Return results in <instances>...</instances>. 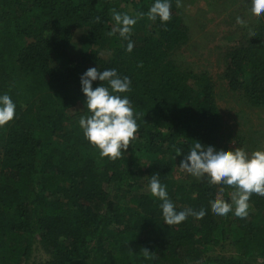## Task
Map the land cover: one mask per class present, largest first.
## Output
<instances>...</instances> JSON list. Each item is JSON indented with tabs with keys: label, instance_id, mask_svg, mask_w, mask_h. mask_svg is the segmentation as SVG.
Listing matches in <instances>:
<instances>
[{
	"label": "trees",
	"instance_id": "16d2710c",
	"mask_svg": "<svg viewBox=\"0 0 264 264\" xmlns=\"http://www.w3.org/2000/svg\"><path fill=\"white\" fill-rule=\"evenodd\" d=\"M154 2L0 0V95L12 98L17 117L0 128V264H264V196L251 197L245 219L218 216L210 202L232 203L234 189L207 177L172 178L195 143L218 147L223 115L210 72L175 60L190 38L181 8L171 0L164 24L147 18ZM113 9L145 13L132 28L131 52L119 33L108 35ZM242 31L220 79L243 104L263 108L264 16ZM90 67L131 79L132 91L121 95L132 101L138 138L114 162L79 126L89 115L80 78ZM152 175L177 211L206 215L168 226L150 193ZM225 245L231 253L213 252ZM36 251L44 256L36 259Z\"/></svg>",
	"mask_w": 264,
	"mask_h": 264
},
{
	"label": "clouds",
	"instance_id": "9594fccd",
	"mask_svg": "<svg viewBox=\"0 0 264 264\" xmlns=\"http://www.w3.org/2000/svg\"><path fill=\"white\" fill-rule=\"evenodd\" d=\"M176 6H182V0H176ZM171 0H155L147 12V18L167 24L172 19ZM251 13L256 16H264V0H251ZM115 21L109 36L119 33V36L128 40L127 52L133 50L134 44L129 39L133 26L137 20L143 18L145 13L139 12L135 17L127 13H119L112 10ZM100 22V17H96ZM236 23L247 26V22L241 17H236ZM250 37L255 33L250 32ZM142 67V63L138 65ZM82 91L86 97V107L89 115L81 116L79 126L83 130L84 137L97 149L101 158L116 161L123 158L129 145H132L138 137L139 124L137 114L132 101L127 95H121L132 91L131 79L127 76L121 78L116 69L99 71L96 67H90L81 78ZM101 81V85L93 88V81ZM105 82L107 86H105ZM16 104L7 94L0 95V128H4L16 119ZM182 154L180 149L176 155ZM179 167L182 171L200 180L207 177L210 185H223L234 189L230 194L232 203L227 202L221 196H217L210 202L211 211L218 216H226L230 212L238 218L245 219L251 208L253 195L264 196V150H255L249 154L244 148L216 150L213 146L195 143L189 153L184 155ZM152 196L162 203V215L168 226L179 225L188 216L202 219L206 211L201 209L194 211L191 208L177 211L176 206L170 200L166 186L162 185L157 175H152L149 183ZM224 191L223 188L220 189ZM145 259H155L152 251L143 248Z\"/></svg>",
	"mask_w": 264,
	"mask_h": 264
},
{
	"label": "rangeland",
	"instance_id": "374dc122",
	"mask_svg": "<svg viewBox=\"0 0 264 264\" xmlns=\"http://www.w3.org/2000/svg\"><path fill=\"white\" fill-rule=\"evenodd\" d=\"M180 8L189 27L190 38L184 48L177 52L175 60L181 66L195 70L207 69L216 82V98L223 115V127L218 147L214 148L234 150L242 147L249 154L264 150V107L254 108L243 104L239 96L227 90L220 79L226 53L244 32L242 29L245 26H238L236 17H241L247 24L257 19L250 11L251 0H182ZM80 38L81 32L78 30L71 40L72 48L78 46ZM100 55L107 58L104 52H100ZM188 176L191 175L176 170L172 178L182 177L181 180H185ZM213 252L229 254L232 250L225 245L215 247ZM43 256L41 251H36V259ZM255 264H262V261L258 260Z\"/></svg>",
	"mask_w": 264,
	"mask_h": 264
}]
</instances>
